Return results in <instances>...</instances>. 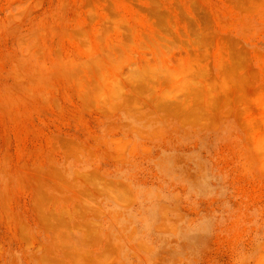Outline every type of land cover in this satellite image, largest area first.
Returning <instances> with one entry per match:
<instances>
[{
  "label": "rangeland",
  "instance_id": "rangeland-1",
  "mask_svg": "<svg viewBox=\"0 0 264 264\" xmlns=\"http://www.w3.org/2000/svg\"><path fill=\"white\" fill-rule=\"evenodd\" d=\"M0 264H264V0H0Z\"/></svg>",
  "mask_w": 264,
  "mask_h": 264
},
{
  "label": "bare ground",
  "instance_id": "bare-ground-1",
  "mask_svg": "<svg viewBox=\"0 0 264 264\" xmlns=\"http://www.w3.org/2000/svg\"><path fill=\"white\" fill-rule=\"evenodd\" d=\"M61 216V215H60ZM62 222H63V220H62ZM61 223V222H60ZM63 224V223H62ZM68 239V238H67ZM75 246V245H74Z\"/></svg>",
  "mask_w": 264,
  "mask_h": 264
}]
</instances>
